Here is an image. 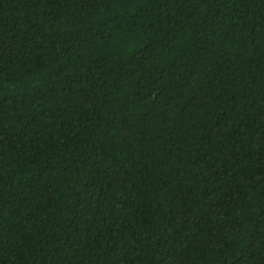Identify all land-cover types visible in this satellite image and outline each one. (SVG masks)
Here are the masks:
<instances>
[{
  "label": "trees",
  "instance_id": "obj_1",
  "mask_svg": "<svg viewBox=\"0 0 264 264\" xmlns=\"http://www.w3.org/2000/svg\"><path fill=\"white\" fill-rule=\"evenodd\" d=\"M0 264H264V0H0Z\"/></svg>",
  "mask_w": 264,
  "mask_h": 264
}]
</instances>
